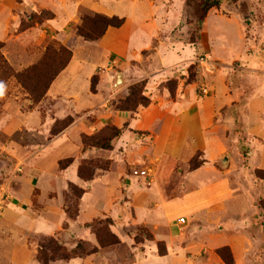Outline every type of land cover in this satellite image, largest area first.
Listing matches in <instances>:
<instances>
[{"label": "crops", "instance_id": "crops-1", "mask_svg": "<svg viewBox=\"0 0 264 264\" xmlns=\"http://www.w3.org/2000/svg\"><path fill=\"white\" fill-rule=\"evenodd\" d=\"M188 2L0 0L6 48L11 42L38 47L51 37L72 49L37 107L0 120L13 138L9 150L25 164L0 214V264H42L36 238H53L67 252L80 241L100 249L88 226L101 218L113 221V234L131 249L126 264H264V212L257 206L264 182L255 177L264 171V49L239 12L213 8L197 22ZM83 8L124 23L96 41L74 37L69 27L80 25ZM37 10L54 18L9 36L21 15ZM203 56L213 71L197 63ZM192 67L198 69L193 80ZM140 83L148 107L132 113L113 106ZM199 86L210 94L203 96ZM68 118L71 123L53 135L57 122ZM111 129L119 131L111 148L84 144V137L101 140ZM196 157L201 165L191 169ZM85 161L97 163L91 179L79 175ZM150 164L155 177L148 186L131 171ZM70 185L85 192L73 221L65 211ZM133 228L148 230L153 240L135 245L127 233ZM118 259L100 249L50 264Z\"/></svg>", "mask_w": 264, "mask_h": 264}, {"label": "rangeland", "instance_id": "rangeland-1", "mask_svg": "<svg viewBox=\"0 0 264 264\" xmlns=\"http://www.w3.org/2000/svg\"><path fill=\"white\" fill-rule=\"evenodd\" d=\"M215 1L220 3V7L216 8L219 10V12H223L225 14L239 12L241 14L240 20L243 24H245V26H252L253 24V26H255V35L258 36L261 43V48L264 49V0ZM203 4L204 0H189L188 2L191 18L197 20V22L202 21L204 17ZM96 15L98 14L92 13L87 8L81 9L80 25L69 27L70 31L72 30V35L85 41L89 40H86L81 35L93 39L99 37L105 29V24L102 21L95 19ZM21 17L22 20L20 21L18 28L10 33V37H17L31 28L36 27L37 25H43L46 21L52 20L54 18V14L49 11L37 10L33 14L27 13L21 15ZM70 31H64V36H68ZM6 47L7 43L0 42V120L13 119V117L17 115L19 111L22 113L29 112L30 109L37 107L42 101V94L45 91L44 88L47 85L49 79L68 64L70 60V54H72V49L69 44H65V41H61L60 39H51V37H46L43 44L38 47H31L28 45L21 46L14 44V42H11L9 46L11 47L10 50L9 47ZM61 52L62 54L60 56L59 53ZM9 55H11L10 59ZM21 59L24 60L21 61ZM32 68H35L37 71L36 78H33L32 75L30 76L29 73L27 75V72ZM197 72V67L192 68V70L190 69L192 80L196 79L195 77L197 76ZM20 75H23L21 82L18 79V76ZM45 75H48L49 77L46 80L43 79V76ZM202 88L203 86H199L198 89L201 94ZM33 90H35L36 93H33ZM29 91H31L32 96ZM70 121L71 118L57 122L54 131H58L59 129L63 128ZM6 128H10V125L8 124ZM9 144L11 147L13 146L12 136L7 135L3 132V130L0 129V186L5 187L9 196V200H11V182L16 177L23 174L25 164L23 162V164L19 163L15 159L14 155L12 154V150H9ZM3 148L6 150L3 151ZM95 165H97L95 162H83L82 166L80 167V171L83 170V179L86 177L89 178L90 176L93 177L92 168ZM19 166L21 167L22 172H17V168ZM70 186L69 192L66 195L67 198L65 209L66 207H73L76 201ZM6 206L7 204L5 207ZM257 206L259 207V202L257 203ZM95 223V228H90L92 233L96 236V230L99 231L98 234L100 238H102L104 242L107 243L110 240L108 232L113 234V221L108 218H101ZM260 223L264 226V221ZM127 233L132 238L135 245H139L145 240H153L150 239L153 238L151 233L143 228H133ZM114 236L119 240V244L106 247L103 250L112 251L119 257V259L116 261V264H126L131 260V249L127 245L122 244L120 238H118L115 234ZM32 242H35L38 246H48L49 244L48 238H36V240L32 239ZM80 242L84 244V247L87 251H90L92 248H94V246L89 243L83 241ZM72 251H68V253H71Z\"/></svg>", "mask_w": 264, "mask_h": 264}, {"label": "trees", "instance_id": "trees-1", "mask_svg": "<svg viewBox=\"0 0 264 264\" xmlns=\"http://www.w3.org/2000/svg\"><path fill=\"white\" fill-rule=\"evenodd\" d=\"M203 11H204V17L207 15V13L213 9V8H218L220 7V3L218 1L215 0H204V4H203ZM95 19L102 21L105 24V29L103 31V33L93 39L84 35H81L83 38H85L86 40L89 41H96L99 40L104 34L105 32L108 30V28L112 27V28H119L123 25L124 20H121L117 17H113V18H109V17H105V16H100V15H96ZM202 19V20H203ZM202 22V21H200ZM3 47V46H2ZM62 52L59 53V55L61 56ZM72 58V54H70V60ZM69 60V62H70ZM68 62V64H69ZM68 64L63 67L62 69H60V71L55 74L53 77H51L47 83V85L44 88V92L42 94V99H44V97L47 94V91L49 90L51 84L53 83V81L57 78V76L68 66ZM36 68V67H35ZM35 68H32L31 70H29L27 72V75L29 73V75L33 78H36L37 76V71L35 70ZM194 68V67H192ZM191 68V70H192ZM26 74V73H25ZM23 78V75L18 76L19 81L21 82ZM49 78L48 75L43 76V79H47ZM95 85H96V78L93 79V85H92V89L93 91L95 90ZM31 96L32 93L31 91H29ZM33 93H36L35 90L32 91ZM144 92H145V83H140L137 85H134L133 87H131L130 89V95L123 100H120L118 102V104L116 105L115 103H113V106H115L117 109L119 110H126L132 113H136L139 107H148L150 105V100L144 96ZM71 123L68 122V124H66L63 128L59 129L58 131H53V135L57 134L60 130L65 129L69 124ZM119 131H117L116 129H111V134H107V136H105L103 139L101 140H97L96 138H88V137H84L83 141L84 144L86 146H94V147H98V148H102V149H109L110 147V142L111 139L114 138V136L118 135ZM198 157L194 158L191 163H190V168L191 169H196L201 165V162H198ZM71 161H64L60 163V166L62 169L66 168ZM79 175L84 178V174H83V170H79ZM92 177V176H90ZM89 177V178H90ZM255 177L256 179L263 181L264 182V171H255ZM87 179H89L88 177H86ZM85 178V179H86ZM71 191L73 192L74 196H75V205L72 207H66L65 211L69 217L70 220H76L78 218L79 215V202L80 199L83 197L84 195V191L81 189H78L77 187L71 185ZM259 208L264 212V199H261L259 201ZM100 219H97L96 221H98ZM96 221H94L93 223H91L88 227L94 229L95 225H96ZM96 230V229H95ZM99 231L96 230V238L99 244L100 249H105L106 247H110V246H114L119 244V240L114 236V234L108 232V236H109V241L106 243L104 242V240L102 238H100L99 236ZM152 239V238H150ZM49 244L48 246H41V249L39 251L38 254V259L41 261L42 264H50L51 262H54L56 260H65V261H69L73 258H86L88 256H91L93 254H96L100 251L99 248L94 247L92 248V250L87 251L86 248L84 247V244L82 242L78 243L77 248L75 250H73L71 253H68L67 250L62 247L55 239L50 238L48 239ZM112 241V242H111ZM161 254H163L161 252Z\"/></svg>", "mask_w": 264, "mask_h": 264}, {"label": "built area", "instance_id": "built-area-1", "mask_svg": "<svg viewBox=\"0 0 264 264\" xmlns=\"http://www.w3.org/2000/svg\"><path fill=\"white\" fill-rule=\"evenodd\" d=\"M197 63L202 66V68L206 69L208 72L213 71V66L210 62V58L208 56H203L199 58ZM210 94V90L208 87L204 86L202 88V95L208 96ZM17 172H22L21 167L19 166L17 168ZM131 175L135 178L143 179L146 181L148 186H151L154 183V177H155V166L154 164H150L145 166L142 169H133L131 171ZM9 201V196L7 193V190L5 187L0 186V214L4 211L5 205ZM182 223H184V220H181Z\"/></svg>", "mask_w": 264, "mask_h": 264}]
</instances>
